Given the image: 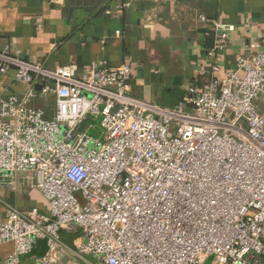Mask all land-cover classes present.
<instances>
[{
	"label": "built area",
	"instance_id": "2783aa9c",
	"mask_svg": "<svg viewBox=\"0 0 264 264\" xmlns=\"http://www.w3.org/2000/svg\"><path fill=\"white\" fill-rule=\"evenodd\" d=\"M202 21L210 81L174 109L134 97L129 65L79 74L0 51V73L27 87L0 96V185L22 178L48 206L0 200V244L15 246L5 264L41 241L43 264H264V40L226 73L236 27ZM75 230L71 248L61 234Z\"/></svg>",
	"mask_w": 264,
	"mask_h": 264
},
{
	"label": "crops",
	"instance_id": "0c3cea01",
	"mask_svg": "<svg viewBox=\"0 0 264 264\" xmlns=\"http://www.w3.org/2000/svg\"><path fill=\"white\" fill-rule=\"evenodd\" d=\"M202 18L236 27L221 53L226 73L238 57L254 53L249 44L264 40V0H0V51L79 74L96 63L111 69L126 64L134 97L174 109L192 85L210 81L202 72L215 62L209 55L215 34ZM26 89L14 84L13 73H0L2 98ZM38 107L48 110L44 103ZM19 180L17 190L0 185V200L22 212H46L43 196ZM62 233L82 237L76 230ZM14 252L13 244H0V264ZM46 253L41 241L20 264H43Z\"/></svg>",
	"mask_w": 264,
	"mask_h": 264
},
{
	"label": "rangeland",
	"instance_id": "374dc122",
	"mask_svg": "<svg viewBox=\"0 0 264 264\" xmlns=\"http://www.w3.org/2000/svg\"><path fill=\"white\" fill-rule=\"evenodd\" d=\"M43 106V105H42ZM41 106V107H42ZM44 106L46 107V109L50 108L52 106V104H44ZM53 109V108H52ZM61 238L63 240V242L68 246V247H71V248H74L75 246V241H76V236H73L72 235H65V234H61ZM69 258V257H68Z\"/></svg>",
	"mask_w": 264,
	"mask_h": 264
}]
</instances>
